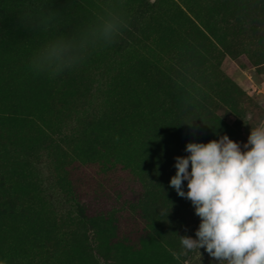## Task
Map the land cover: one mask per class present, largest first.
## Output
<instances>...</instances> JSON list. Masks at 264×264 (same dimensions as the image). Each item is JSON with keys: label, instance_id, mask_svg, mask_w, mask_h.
Returning a JSON list of instances; mask_svg holds the SVG:
<instances>
[{"label": "trees", "instance_id": "trees-1", "mask_svg": "<svg viewBox=\"0 0 264 264\" xmlns=\"http://www.w3.org/2000/svg\"><path fill=\"white\" fill-rule=\"evenodd\" d=\"M177 15L182 28L203 35L196 18L183 13L175 0L145 1L132 10L98 19L103 44L120 60H127L144 41L142 49L146 55H142L140 68L143 79L129 80L124 70L114 73L109 68L106 79L96 83L89 74L79 75L75 82L83 85L85 94L92 95L95 83L93 89L102 96L101 102L92 105L93 109L77 110L76 107L74 113L65 112L61 121L39 119L28 131H19L17 135L0 130V156L4 161H15L18 175L33 174L36 160L45 154L56 172H60L58 183L66 184L67 178L62 172L67 171L74 151L84 142L103 138L109 141V150L117 151L115 161H112L114 157L109 158L110 169L120 165L128 172H138L136 176L142 186L137 196L129 198L120 197L121 190L109 187L88 191L67 211L26 198L18 191L12 193L10 186L0 196V262L71 264L69 259L59 256L67 249L81 251L93 262V252H101L103 244L108 243L106 254H101L104 263L110 264L113 260L120 264L126 258L123 240L131 237L138 238L144 251L148 243L160 249L161 256L153 257L150 264H188L192 259L195 251L179 259L173 253L181 251L180 236L196 238L200 218L195 214L194 205L144 172L174 171L176 157L189 155L185 150L189 142L207 143L225 134L232 139L234 130L212 110L218 109L220 103L234 105L239 88L225 74L218 73L212 82L215 91L212 96L205 91L197 93L188 75L189 65L171 60L179 54L164 57V51L158 48L162 30ZM49 29L48 33L53 34L54 28ZM91 36L93 39L95 34ZM91 38L86 54L93 56L101 43L89 42ZM213 49L211 46L210 50ZM62 56L54 58L56 65L65 63ZM208 63L200 56L192 65L200 72ZM120 79L125 80L121 83ZM129 88L135 93L133 99L124 97ZM154 101L157 105H153ZM4 116L0 118L11 119ZM71 118L75 119L73 123L68 122ZM79 161L85 160L79 158ZM183 188L186 192L187 185ZM121 231L125 238L115 242L113 238ZM96 233L106 237L105 240L98 239L94 244L92 238ZM117 249L121 255L114 254Z\"/></svg>", "mask_w": 264, "mask_h": 264}, {"label": "rangeland", "instance_id": "rangeland-1", "mask_svg": "<svg viewBox=\"0 0 264 264\" xmlns=\"http://www.w3.org/2000/svg\"><path fill=\"white\" fill-rule=\"evenodd\" d=\"M145 1L152 3L155 0H0V116L11 117L9 120L0 118V130L17 135L19 131H28L34 122L39 123V119L61 121L65 112L74 113L76 107L77 110L93 109L92 105L102 100L93 88L96 82L106 79L107 68L114 73L124 70V76L129 80L143 79L140 68L142 55H146V50L142 49L144 41L136 46L137 52L130 54L127 60H120L103 44L98 19L132 10ZM175 2L183 13L196 18L203 35L182 28L177 15L162 30L163 38L158 48L164 51L165 58L178 53L171 60L189 65L188 75L197 93L205 91L212 96L215 93L212 82L218 73L225 74L237 84L236 103H220L219 108L212 111L231 126L235 132L232 139L239 142L243 150L251 126L264 121V0ZM51 26L53 34L48 33ZM92 33L95 34L93 39ZM89 38V42L101 43L93 56L86 54ZM54 42L59 43V49L51 47ZM211 46L213 50H210ZM59 54L65 59L63 65L59 63L60 67L54 63ZM200 56L209 63L205 69L196 72L192 63ZM82 74H89L96 80L92 95L85 94L83 85L75 82ZM124 80L120 79V82ZM125 95L126 99H133L135 93L129 88ZM153 105L157 103L154 101ZM74 121L71 118L68 122ZM70 145L73 149L75 142ZM114 155L117 151L109 150V141L103 138L82 143L69 160L67 171L62 172L69 181L66 180L67 185L58 183L60 172H56L45 154L36 160L33 174L28 175H18L15 161H4L0 156V196L11 186L12 193L18 191L26 198L65 211L72 210L74 202L83 193L105 187L121 190L122 198L137 196L142 191L136 176L139 173L128 172L120 165L110 169L109 158ZM79 158L85 161L81 163ZM115 160L114 157L112 161ZM144 173L151 175L153 181L166 184L171 192L175 191L170 180L176 167L171 172ZM31 177L35 180L31 181ZM183 185H187L186 180ZM124 234L118 232L113 240L121 241ZM103 238L96 233L92 241L95 244L98 239L102 242L106 237ZM170 241L173 242L172 236ZM108 245L104 243L101 252H93V262L76 249L61 251L59 256L69 259L71 264H107L101 254H106ZM123 245L126 258H122L120 264H150L153 257L161 256L156 245L148 243L146 251L141 249L138 238L125 239ZM200 253L195 251L188 264H219L204 248ZM111 254L121 255L118 249L117 254ZM110 264L118 263L112 260Z\"/></svg>", "mask_w": 264, "mask_h": 264}, {"label": "clouds", "instance_id": "clouds-1", "mask_svg": "<svg viewBox=\"0 0 264 264\" xmlns=\"http://www.w3.org/2000/svg\"><path fill=\"white\" fill-rule=\"evenodd\" d=\"M185 150L170 186L192 202L200 223L196 238L180 236L174 257L204 248L219 264H264V121L251 126L243 150L226 134Z\"/></svg>", "mask_w": 264, "mask_h": 264}]
</instances>
